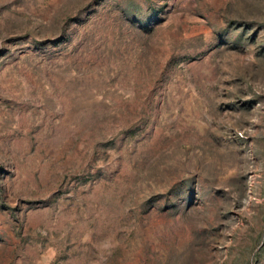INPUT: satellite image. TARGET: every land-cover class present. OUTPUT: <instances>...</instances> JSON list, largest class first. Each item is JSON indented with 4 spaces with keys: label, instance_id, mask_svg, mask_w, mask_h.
Returning <instances> with one entry per match:
<instances>
[{
    "label": "rangeland",
    "instance_id": "374dc122",
    "mask_svg": "<svg viewBox=\"0 0 264 264\" xmlns=\"http://www.w3.org/2000/svg\"><path fill=\"white\" fill-rule=\"evenodd\" d=\"M0 264H264V0H0Z\"/></svg>",
    "mask_w": 264,
    "mask_h": 264
}]
</instances>
